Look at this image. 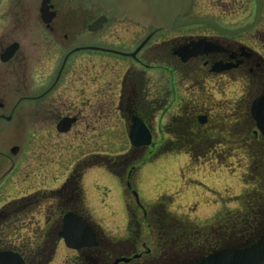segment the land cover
I'll return each mask as SVG.
<instances>
[{
	"label": "flooded vegetation",
	"instance_id": "flooded-vegetation-1",
	"mask_svg": "<svg viewBox=\"0 0 264 264\" xmlns=\"http://www.w3.org/2000/svg\"><path fill=\"white\" fill-rule=\"evenodd\" d=\"M0 25V264H50L61 252V264H200L255 243L264 170H252L263 189L245 194L247 214L218 218L212 231L199 233L164 203L140 200L133 174L151 155L116 172L106 169L101 151L79 154L67 169L58 152L74 142L82 151L105 144L104 93H114L129 145L133 117L150 145L160 142L155 121L167 137L172 122L186 119L193 128L187 136L198 135L199 144L218 141L211 135L219 126L229 135L242 127L240 139L261 152L258 162L264 133L251 109L260 100L264 128V0H191L166 29L116 17L88 0H0ZM234 84L241 99L220 115L212 95L233 93ZM176 93L189 96L178 99L179 114L170 118ZM157 114L166 115L163 125ZM211 147L206 152L216 156ZM260 164L264 169V158ZM106 176L120 234L104 227L107 193L98 187ZM90 188L99 201H89Z\"/></svg>",
	"mask_w": 264,
	"mask_h": 264
},
{
	"label": "rangeland",
	"instance_id": "rangeland-1",
	"mask_svg": "<svg viewBox=\"0 0 264 264\" xmlns=\"http://www.w3.org/2000/svg\"><path fill=\"white\" fill-rule=\"evenodd\" d=\"M0 31H3L1 25ZM238 88V85L234 84L232 89L235 92L233 93H213L214 101L217 102L218 109H221L220 115H225L229 111L230 106H226L228 103L231 105L230 102L241 99V93L236 91ZM104 95L105 144L96 146V144L89 143L83 151L81 150L82 146H77L76 142L65 144L62 148L59 147L60 156L58 158L64 160V169H67V162L76 159L79 154L97 151L106 155V169L116 172L126 170L129 165L138 168L140 161L151 155L133 174L134 184L132 186L141 192L140 200L143 203H164L166 209L173 216L188 221L185 226L197 224L199 233L201 230L206 233L211 230L210 225L216 223L218 218L226 217L231 220V218L242 217V212L247 214L244 206L245 194L248 192L253 194L254 191L260 192L263 189L259 185L260 177L258 179L252 170L263 172L264 169L260 161L264 156L255 162V158L261 152L252 149L251 145H247L245 138L244 140L240 139L242 134H246L245 129L242 127L234 129L233 134L229 135L228 127L225 129L224 126H219L216 129V134L211 135L216 136L218 141L199 144L198 140H195L198 135H190L192 140H190V136H187V133H190L193 128L191 129L186 119L172 122L168 127L167 137H163L165 131L159 129L161 125L155 121V141L158 138L156 142L160 141L159 144L155 142L156 145L149 144L134 150L123 139L124 136L121 133L123 123L120 113L116 111L115 94L104 93ZM188 96V93L175 94L176 100L172 99L169 103L168 116L170 118L173 114H179L178 99H186ZM156 119H159V123L161 121L163 125L166 115L161 119L160 114H157ZM163 138L166 141H162ZM211 146H215L218 150L216 156H213V152L211 154L206 152L205 148ZM94 178L97 179L96 175ZM103 182L106 187H103ZM103 182L99 184L98 191L107 193L104 198L105 204L102 206L105 210L103 212L105 213L104 227L111 233L120 234L119 220L116 221L114 206L110 205L112 201L108 199L110 193L112 194L114 191L107 188L114 189V184L107 176ZM87 196L89 201H99L98 197H100L96 188H90ZM117 196L118 201L122 200L118 193ZM116 199L117 197L113 195L112 200ZM97 206L101 208L99 204ZM158 209L161 208L158 207ZM252 215L251 213L250 217ZM257 215L263 216L259 211ZM258 221L259 224L256 226L253 239L257 238L264 228V217L258 218ZM241 228L244 226L241 225ZM64 257V253L61 252L56 261L50 264H61Z\"/></svg>",
	"mask_w": 264,
	"mask_h": 264
},
{
	"label": "water",
	"instance_id": "water-1",
	"mask_svg": "<svg viewBox=\"0 0 264 264\" xmlns=\"http://www.w3.org/2000/svg\"><path fill=\"white\" fill-rule=\"evenodd\" d=\"M113 12L116 17L126 18L141 26L168 28L174 18L182 15L191 5V0H88ZM7 52V51H6ZM10 56L8 53L2 59ZM259 100L252 107L256 119L260 118ZM129 140L134 147L148 145L150 135L135 117L129 129ZM200 264H264V232L254 245L243 249H224L206 257Z\"/></svg>",
	"mask_w": 264,
	"mask_h": 264
}]
</instances>
